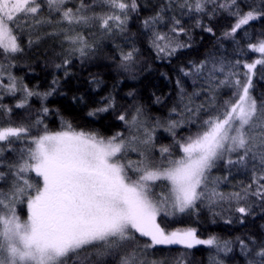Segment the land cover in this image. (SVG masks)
<instances>
[{
  "label": "snow or ice",
  "instance_id": "obj_1",
  "mask_svg": "<svg viewBox=\"0 0 264 264\" xmlns=\"http://www.w3.org/2000/svg\"><path fill=\"white\" fill-rule=\"evenodd\" d=\"M177 9L181 16L195 14V26L212 36L213 28L200 17L218 12L234 17L224 36L237 45L238 33L248 36L246 26L264 20V0L247 11L240 0H165L141 21L159 59L170 60L192 46ZM139 11V0H0V100L13 96L15 108H28L33 97L43 102L59 85L54 78L50 90L41 93L8 71L26 47L46 37L59 39L64 54L55 67L67 75L73 58L83 63L95 57L97 36L115 42ZM115 47L118 56L111 59L118 61V70L133 71L139 59L135 43L128 50L119 43ZM247 52L260 55L245 60L209 54L180 66L178 99L166 121L149 125L142 106L119 109L111 94L89 112H114L126 133L104 138L73 130L71 124L50 132L41 115L0 125V264H164L148 259L149 250L162 245H205L225 256L238 247L245 264H264V240L200 239L193 228L166 231L158 223L161 216L206 208L213 216L227 212L225 223L244 224L256 208L264 211V95L253 94L258 66L264 79V35L256 42L249 36L237 56ZM185 78L194 86L191 93ZM222 89L230 95L218 100ZM200 97L206 102L198 103ZM0 111L10 116L13 108L0 104ZM40 111L47 115L49 109L42 103ZM192 125L194 133L179 135V129ZM33 127L43 132L33 133ZM157 127L173 137L172 145L156 146ZM217 168L222 175H214ZM236 173L250 180L225 191L222 186ZM21 204L26 219L17 213ZM175 264L184 261L177 258ZM212 264L225 261L214 256Z\"/></svg>",
  "mask_w": 264,
  "mask_h": 264
},
{
  "label": "trees",
  "instance_id": "obj_2",
  "mask_svg": "<svg viewBox=\"0 0 264 264\" xmlns=\"http://www.w3.org/2000/svg\"><path fill=\"white\" fill-rule=\"evenodd\" d=\"M164 2L165 0H139V14H132L127 33L118 37L115 42L97 36L100 43L95 57L83 63L78 58H73L72 63L67 66V75L63 68L56 69L55 67L57 63H62L64 54L59 39L46 37L39 44L30 48L26 47L25 52L16 59L15 66L9 68L8 71L19 82L41 93L50 90L54 78L59 80V85L46 100L42 102L39 98L33 97L29 107L23 109L14 107L16 97L4 95L0 104L12 107L13 111L10 116L0 111V125L34 121L37 115H41L44 125L50 132L61 131L66 124H71L73 130L108 138L118 132L126 133L125 125L116 120L115 113L112 111L91 116L89 112L101 106L103 98L110 94L115 97L119 109L132 111L135 106H142L146 112L147 123L153 125L157 120L166 121L169 118L170 109L177 102L175 81L179 76L180 66L186 65L189 61L202 60L209 54L227 59L254 60L259 57V53L252 52L239 57L237 49L241 46L246 48L249 36L252 37V42H256L257 38L264 35V20H256L251 22L250 26H246L248 36H245L243 31L238 33L237 39L240 45H237L231 38L224 36V33L230 30L235 22L234 17L225 12H218L211 17H200L204 26L213 28L215 36H212L195 26V14L181 16L180 10L177 9L175 14L180 16L191 33L192 46L177 53L170 60L157 58L156 53L149 46V36L144 31L141 21L152 15ZM240 4L241 8L247 11L250 4L259 6L260 0H240ZM160 27L164 28L163 25ZM133 42L139 49L137 64L133 71H120L117 68L118 61L111 59L113 56H118L115 43H119L125 50H128L133 46ZM253 83V94L258 98L264 95V79L259 76V66ZM185 87L189 93L193 91L194 86L187 78H185ZM229 95V90L222 89L218 94V100L227 98ZM156 97H161L162 102L156 103ZM197 102H206V100L200 97ZM42 103L49 109L47 115H43L40 111ZM195 131L196 127L192 125L179 129L178 133L180 136H186ZM32 132L42 133L43 127L39 129L33 127ZM154 138L157 147L173 143V137L163 127L155 129ZM6 155L11 157L10 153ZM213 172L214 175H222L223 169L217 168ZM249 180V175L236 173L231 177V184L222 187L225 191H231L234 185L241 181L247 183ZM0 186H4L3 182H0ZM17 213L23 219L27 214L26 207L19 205ZM227 216V212L213 216L204 208L198 214L193 212L161 216L158 217V223L166 231L193 228L200 239L215 236L221 241H235L236 237L240 236L251 237L257 241L264 240V211L256 208L255 214L247 217L244 224L225 223ZM214 256L223 259L225 264H245V258L239 254L238 247L233 253L225 256L205 245H196L191 249H186L181 245L157 246L156 249L149 250L148 259L162 260L164 264H175L177 258H182L184 264H212Z\"/></svg>",
  "mask_w": 264,
  "mask_h": 264
},
{
  "label": "rangeland",
  "instance_id": "obj_3",
  "mask_svg": "<svg viewBox=\"0 0 264 264\" xmlns=\"http://www.w3.org/2000/svg\"><path fill=\"white\" fill-rule=\"evenodd\" d=\"M27 210V209H26ZM27 218V214H26V217H24L23 219H26Z\"/></svg>",
  "mask_w": 264,
  "mask_h": 264
}]
</instances>
